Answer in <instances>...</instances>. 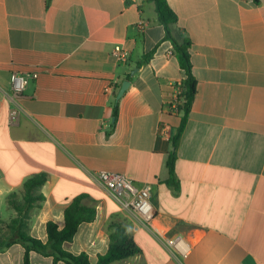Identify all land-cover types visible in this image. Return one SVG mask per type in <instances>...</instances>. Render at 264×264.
Instances as JSON below:
<instances>
[{
    "label": "crops",
    "instance_id": "crops-1",
    "mask_svg": "<svg viewBox=\"0 0 264 264\" xmlns=\"http://www.w3.org/2000/svg\"><path fill=\"white\" fill-rule=\"evenodd\" d=\"M167 1L175 33L191 41L197 80L176 186L168 161L181 114L172 105L185 75L151 0H0V221L15 216L7 197L46 173L32 236L46 241L47 223L63 228L66 208L86 195L97 217L64 248L92 263L108 250L110 224L120 223L142 253L112 264H264V0ZM118 44L130 52L125 62L112 56ZM13 73L29 77L16 122ZM98 171L153 186L154 229L118 207L93 177ZM178 237L186 256L167 243ZM23 259L19 244L0 253V264ZM30 264L53 259L32 252Z\"/></svg>",
    "mask_w": 264,
    "mask_h": 264
},
{
    "label": "trees",
    "instance_id": "trees-1",
    "mask_svg": "<svg viewBox=\"0 0 264 264\" xmlns=\"http://www.w3.org/2000/svg\"><path fill=\"white\" fill-rule=\"evenodd\" d=\"M259 4L260 0H253ZM155 5L157 21L164 27V41L172 44L173 54L176 56L180 68L185 77L176 87L179 89L178 111L181 114V122L176 129L171 141L175 151L168 161L170 183L176 186L174 181V163L176 151L179 147L183 133L187 126L192 106L197 94V80L193 74L191 61V41L175 33L174 27L178 23V16L171 8L167 0H151ZM156 53V48L144 54L137 63L138 67L149 63ZM128 79H132L130 75ZM119 100L113 102V116L118 118ZM116 121L111 126L113 131ZM48 180L46 173L34 174L28 178L19 193H12L7 197V206L14 211L15 216L9 221H0V253L13 245L19 244L24 250V264H30V254L39 253L45 257H51L53 264L64 262L66 264H112L136 257L142 253V249L136 243L130 229L120 223H112L109 226V247L104 255H100L96 263H92L86 253L73 254L65 250L64 245L72 242L81 225L92 223L97 217L94 207L85 205L86 195L77 196L64 212V226L50 221L47 223V240L42 241L31 234V220L34 212L41 208L45 201L42 192L43 186Z\"/></svg>",
    "mask_w": 264,
    "mask_h": 264
},
{
    "label": "built area",
    "instance_id": "built-area-1",
    "mask_svg": "<svg viewBox=\"0 0 264 264\" xmlns=\"http://www.w3.org/2000/svg\"><path fill=\"white\" fill-rule=\"evenodd\" d=\"M145 23L141 21L139 27L143 30ZM112 56L120 62H125L130 57V52L122 45L118 44L114 47ZM38 74H33V78H37ZM29 83V77L18 73L11 75L12 102L10 119L11 122L18 121L23 112L19 99L26 90ZM110 88L107 87V91ZM178 104L172 105V109L178 111ZM93 177L99 181L108 191L111 198L115 201L121 210L129 211L141 219L150 229H154V220L156 218V210L152 203L153 186L149 183L141 187L136 186L126 176L107 171H98L93 173ZM167 243L173 247L181 256H186L189 251V245L180 237L169 238Z\"/></svg>",
    "mask_w": 264,
    "mask_h": 264
},
{
    "label": "water",
    "instance_id": "water-1",
    "mask_svg": "<svg viewBox=\"0 0 264 264\" xmlns=\"http://www.w3.org/2000/svg\"><path fill=\"white\" fill-rule=\"evenodd\" d=\"M138 71V69H136L135 71H133V75ZM131 85V82L130 81H125L123 82V84L121 85L118 93H117V96H116V99L117 100H120L121 97L126 93V91L129 89Z\"/></svg>",
    "mask_w": 264,
    "mask_h": 264
}]
</instances>
